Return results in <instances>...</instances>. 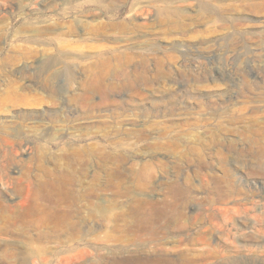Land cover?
<instances>
[{
    "label": "rangeland",
    "instance_id": "1",
    "mask_svg": "<svg viewBox=\"0 0 264 264\" xmlns=\"http://www.w3.org/2000/svg\"><path fill=\"white\" fill-rule=\"evenodd\" d=\"M261 128L264 0H0V189L77 190L80 216L100 207L87 241L141 217L138 254L82 242L81 264H264V156L242 151ZM50 230L34 264H69L67 224Z\"/></svg>",
    "mask_w": 264,
    "mask_h": 264
},
{
    "label": "bare ground",
    "instance_id": "2",
    "mask_svg": "<svg viewBox=\"0 0 264 264\" xmlns=\"http://www.w3.org/2000/svg\"><path fill=\"white\" fill-rule=\"evenodd\" d=\"M254 136L255 137H253L252 139L250 138V140L246 139L247 144L244 145V147L242 148V151L255 152L257 155L259 154V155L264 156V128H261L260 130H256ZM72 155L75 158H81L82 157L85 161H87V158L89 157V155L92 156V153L89 151L87 152L86 150H83L80 152L76 151ZM106 157L107 156H105L103 154L101 155V158H106ZM9 161L16 162V160L13 159V157L9 158ZM13 178L9 177L8 175H5L3 183H2L4 188L0 189V264H28V263L34 264L36 261L39 262L42 258L40 257L41 254H39L38 252L44 251V249H46V246L48 245V243L51 241L53 234H52V230H50V229H51V225L54 226V224L56 226L67 224L68 229L70 230V233L68 234L69 246H68V249L66 250V253H67L66 260L69 262V264H81L82 262H79V261L84 262L86 259H88V257H89L88 252L85 251V249L81 247L84 243L88 244V245H85L86 247L89 246V243H97L99 245L100 244L101 245L102 244H117V245H120L119 246V247H121L120 249H123V248L125 249L126 247L130 246V247H134V249H135L134 252H136V253H134L133 255H136L139 253V250L136 248V246L138 247V245H141V249H142V247H143L142 241H144L145 238L143 239V234H142L143 229H142L141 217H139L138 214H136V212L130 218V220L128 222L129 225L126 226L125 228H123L122 230L117 231L116 226H114L115 227L114 232L119 233L120 236L108 235L104 239H102L98 236H95L93 239H90V241H87L86 240V236H88L87 234L88 233L93 234L95 231H93V228H87V230L81 228L79 221H81V223H82L83 220H85V219L96 220L97 216H99L98 212L100 209L98 204H92V206H90L91 211H90L89 215L80 216L82 210L80 209L79 204H80V201L82 200V197H84V196H81V194H78L77 190H72L69 193V196H68L69 198H68V200H66L68 202L65 204V203L59 202L55 198L54 191H60V189H61L60 187L51 188L48 186V184H41V185H38L35 189V188H33V186H34L33 184L28 183L27 185L23 186L19 179H13ZM19 178H21V177H19ZM94 182H95V180H94ZM80 186H81V184H80ZM232 190H234V189L232 188ZM75 191H77V192H75ZM222 191H223V189H222ZM227 192H228V190H227ZM232 192H234V191H232ZM218 196H219V198H216L217 200L213 199L214 203H212V204L216 203V206H217V204L218 205H227L229 203V200H230L229 197L231 195L230 196L225 195V194L223 195V193H222L221 196L220 195H218ZM96 197H97V194L95 191H93V193H90V195L86 198L95 199ZM234 197H233V199H234ZM233 201L235 202V200H233ZM237 203H235V204H237ZM207 206H209V204ZM212 208H213V205H212ZM216 208L218 209L219 207L217 206V207H215V209ZM205 210H207V209H205ZM217 211H219V210H217ZM222 211L225 212L226 210H222ZM233 211H232V214L235 213ZM235 211H237V210H235ZM240 211H241V209H240ZM243 211H245V210H243ZM224 212H222V213H224ZM207 213H208V211H207ZM209 213H211L212 217H214V219H215V215H217L216 211H215V215H214V213L212 214V212H209ZM218 214L220 216V212ZM206 215L207 214L205 213L204 216L207 219ZM209 215H208V217L210 219L211 215L210 216ZM234 215L237 216L238 214L236 213ZM99 218H98V220H99ZM233 218H235V217H232V219ZM214 219L211 218V220H214ZM175 221H177V220H175ZM175 221L173 220V222H174L173 226L175 227V229H177L178 231H179V229L182 230L181 228L183 227V225L177 226L175 223H178V222H175ZM208 221H210V220H208ZM179 224H180V222H179ZM216 224H217V222H216ZM37 227H42L43 228L42 232L40 231L37 233L36 232L32 233L33 231H35V229ZM209 229H211V227ZM210 231H207V236H208V232H210ZM155 234H154V236H155ZM203 234H205V233L203 232ZM202 235H201V237H202ZM208 237H211V236H208ZM208 237L206 238V241H207ZM202 238L205 239V237H202ZM149 241H150V239H149ZM154 241H155V239H152V243ZM202 241H205V240H202ZM79 242H80V244H78ZM82 242H83V244H82ZM163 243L157 239L153 243L154 246L151 245V246H153L154 253H156V254L164 253L165 249L162 248ZM204 243H203V245H204ZM206 243L208 244V242H206ZM75 244H76V246H74ZM207 246L208 245H206V247ZM89 248H91V247L89 246ZM171 248H174V247H171ZM180 249H181V247H180ZM94 250H95V256L91 260L86 261L87 264H112L114 262V259H109L108 258L109 256H107V255H105V256L98 255V252L100 250L99 248H96ZM101 250H103V249H101ZM174 250H176V249H174ZM187 250H189V249H187ZM108 251H111V250L110 249L106 250L107 253H108ZM179 251H182V250H179ZM191 251L192 250H190V252ZM44 252L42 254H44ZM172 252H173V250H172ZM45 253H47V252H45ZM179 253H181V252H179ZM183 253H181V255ZM166 254H164V255H166ZM108 255H110V254H108ZM188 255H189V253H188ZM218 255H222V254H218ZM111 256H113V255H111ZM167 256H168V254H167ZM192 256L194 257V255H192ZM204 257L206 258V256H204ZM215 257L217 258L216 255H215ZM223 257L225 258L224 255H223ZM196 258H200V256H198ZM205 258H203V260ZM206 259H208V258H206ZM185 261H184L185 263H183V262L182 263L183 264H204L208 260L207 261L204 260V261H206L204 263H203L202 259L196 260L193 258L188 259V260L185 259Z\"/></svg>",
    "mask_w": 264,
    "mask_h": 264
}]
</instances>
